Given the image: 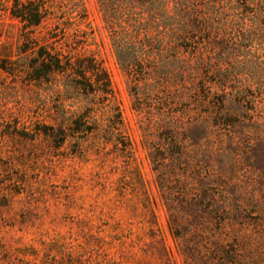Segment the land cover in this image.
Here are the masks:
<instances>
[{"label":"trees","instance_id":"16d2710c","mask_svg":"<svg viewBox=\"0 0 264 264\" xmlns=\"http://www.w3.org/2000/svg\"><path fill=\"white\" fill-rule=\"evenodd\" d=\"M63 1L0 0V12L20 23L16 50L0 55V125L15 117L36 125L35 93L50 85L78 107L74 138L95 134L131 158L111 78L88 49L86 7ZM97 4L185 264H264V0ZM256 45L261 75L241 58ZM15 95L24 99L17 110L8 106ZM44 127L59 143L68 137L67 125ZM143 194L149 205L144 186Z\"/></svg>","mask_w":264,"mask_h":264},{"label":"rangeland","instance_id":"374dc122","mask_svg":"<svg viewBox=\"0 0 264 264\" xmlns=\"http://www.w3.org/2000/svg\"><path fill=\"white\" fill-rule=\"evenodd\" d=\"M82 2L94 35L88 49L111 78L132 157L95 134L73 137L71 114L78 107L71 94L49 91L50 85L36 92V125L28 119L16 122V117L8 126L0 125V264H185L142 145L129 79L117 62L97 0ZM19 33V21L0 12V55L16 50ZM259 57L262 50L256 45L241 58L257 63L254 69L261 75ZM5 79L0 72V81ZM17 97L9 108L23 105ZM51 125L68 126L63 143L45 135L44 126ZM242 172L252 176L251 169ZM143 186L149 205L143 201Z\"/></svg>","mask_w":264,"mask_h":264}]
</instances>
